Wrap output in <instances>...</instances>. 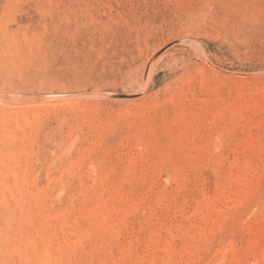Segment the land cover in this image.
Masks as SVG:
<instances>
[{
    "label": "rangeland",
    "instance_id": "obj_1",
    "mask_svg": "<svg viewBox=\"0 0 264 264\" xmlns=\"http://www.w3.org/2000/svg\"><path fill=\"white\" fill-rule=\"evenodd\" d=\"M0 264H264V0H0Z\"/></svg>",
    "mask_w": 264,
    "mask_h": 264
},
{
    "label": "water",
    "instance_id": "obj_2",
    "mask_svg": "<svg viewBox=\"0 0 264 264\" xmlns=\"http://www.w3.org/2000/svg\"><path fill=\"white\" fill-rule=\"evenodd\" d=\"M116 95V94H115ZM122 96H127L126 94H119V95H116V97H122Z\"/></svg>",
    "mask_w": 264,
    "mask_h": 264
},
{
    "label": "bare ground",
    "instance_id": "obj_3",
    "mask_svg": "<svg viewBox=\"0 0 264 264\" xmlns=\"http://www.w3.org/2000/svg\"><path fill=\"white\" fill-rule=\"evenodd\" d=\"M155 60H156V59H155ZM155 60H154V61H155ZM155 62H156V61H155ZM156 63H157V62H156ZM113 95H114V94H113ZM128 96H129V95H128ZM128 96H124V97H128ZM8 98H9V97H8Z\"/></svg>",
    "mask_w": 264,
    "mask_h": 264
}]
</instances>
